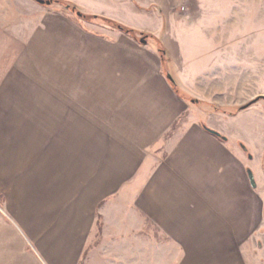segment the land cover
<instances>
[{"label": "crops", "instance_id": "0c3cea01", "mask_svg": "<svg viewBox=\"0 0 264 264\" xmlns=\"http://www.w3.org/2000/svg\"><path fill=\"white\" fill-rule=\"evenodd\" d=\"M158 17L163 28L146 29L165 62L156 43L54 8L28 33L0 29V264H91L94 253L113 264L123 236H146L147 264H264V185L248 153L264 141L251 148L223 126L242 110L209 111L223 138L201 125L196 96L212 108L237 92L220 72L181 78L179 26Z\"/></svg>", "mask_w": 264, "mask_h": 264}, {"label": "rangeland", "instance_id": "374dc122", "mask_svg": "<svg viewBox=\"0 0 264 264\" xmlns=\"http://www.w3.org/2000/svg\"><path fill=\"white\" fill-rule=\"evenodd\" d=\"M75 4L82 12L98 15L125 24L138 31L150 33L147 29L160 26L163 20L171 21L178 28L170 29L169 37L175 47L178 40L183 44L185 53L179 68V76L188 77L197 72H220V78L235 88L237 92L236 104L222 105L214 103L209 107L205 99H200V106L195 109L201 120V125L210 126V112L214 110L228 114H237L242 106L252 103L242 109V120L227 121L224 118L223 126L235 133L251 148H255L264 141V0H64ZM154 12L156 15L138 11L136 8ZM49 8L72 14L86 27L101 31L114 28L101 20H84L65 4L53 3L45 6L36 0H0V29L10 27L11 31L19 27L27 33L38 26L48 12ZM100 13V14H98ZM104 14V15H102ZM178 23V24H176ZM31 28V29H30ZM147 28V29H146ZM192 28V29H191ZM30 29V30H29ZM116 29V28H114ZM184 40V41H182ZM155 44L153 40H150ZM168 57V54H167ZM170 72L178 75L177 67H170ZM225 72V73H221ZM221 76V75H220ZM176 77V76H175ZM202 100V102H201ZM215 119V118H213ZM212 119V121H213ZM252 143V144H251ZM248 153L256 157L251 165L256 167V179L264 185V170L260 168V156L264 158V147L257 151L248 149ZM256 151V152H255ZM264 165V162H263ZM253 172V171H252ZM255 172V171H254ZM254 175V173H253ZM263 190V189H262ZM3 203L0 201V217ZM124 232L126 229H123ZM122 238V239H121ZM112 238L111 252H108V261L122 264H132V257L136 259L133 264H147V238L146 236H123ZM120 243L122 246L114 244ZM93 240V239H92ZM94 240H96L94 238ZM264 244V236L260 237ZM12 243L15 242L12 240ZM253 246V245H251ZM139 252L135 254V248ZM14 248V246H12ZM27 250L36 253L35 248L27 246ZM117 252H115V251ZM13 251V250H12ZM12 257L16 252H12ZM21 255V254H20ZM98 258V254H93ZM8 256V255H7ZM264 259V247L256 256V260ZM259 261V260H258ZM83 260L80 264H83Z\"/></svg>", "mask_w": 264, "mask_h": 264}, {"label": "trees", "instance_id": "16d2710c", "mask_svg": "<svg viewBox=\"0 0 264 264\" xmlns=\"http://www.w3.org/2000/svg\"><path fill=\"white\" fill-rule=\"evenodd\" d=\"M38 3L42 4V5H45V6H51L53 3H62V4H65L67 7L71 8L79 18L81 19H84V20H101V21H104L106 22L107 24L111 25L112 27L130 35L131 37L135 38L136 40H138L140 43L142 44H147L150 42V40H153L157 45H158V48H159V52L161 54V57H162V60L165 62L167 60V50L166 48L164 47V45L162 44V42L153 34H150V33H145V32H141V31H138L132 27H129L125 24H122L120 22H117V21H114L112 19H108V18H105V17H101V16H98V15H91V14H86L84 12H82L75 4H72L70 2H67V1H64V0H36ZM48 1H50L51 3H48ZM174 88L176 91L179 92V89L176 85H174ZM253 102L251 103H248L244 106H242L239 110H242V109H246L248 108L249 106L252 105ZM203 127L208 130V126L206 124L203 125ZM209 131V130H208ZM221 138H223L222 135H217ZM249 172V175H250V178L253 176V172L252 170H248ZM0 201L1 203H4L5 201V198L4 196L0 193ZM99 225L101 226V222H99Z\"/></svg>", "mask_w": 264, "mask_h": 264}, {"label": "water", "instance_id": "95a60500", "mask_svg": "<svg viewBox=\"0 0 264 264\" xmlns=\"http://www.w3.org/2000/svg\"><path fill=\"white\" fill-rule=\"evenodd\" d=\"M48 3H51V2L48 1ZM168 76H169L170 78H172V76H171L170 74H168ZM208 130H209V132H211V133H213V134H215V135H221L218 131H216V130H214V129H212V128H209V127H208ZM250 179H251L252 185H253L254 187H256V181H255L254 175H253Z\"/></svg>", "mask_w": 264, "mask_h": 264}]
</instances>
